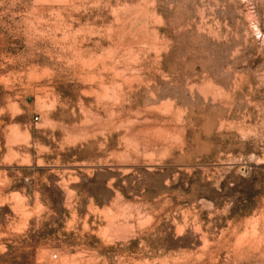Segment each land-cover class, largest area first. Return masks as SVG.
<instances>
[{
    "label": "rangeland",
    "instance_id": "obj_1",
    "mask_svg": "<svg viewBox=\"0 0 264 264\" xmlns=\"http://www.w3.org/2000/svg\"><path fill=\"white\" fill-rule=\"evenodd\" d=\"M0 264H264V0H0Z\"/></svg>",
    "mask_w": 264,
    "mask_h": 264
},
{
    "label": "built area",
    "instance_id": "obj_2",
    "mask_svg": "<svg viewBox=\"0 0 264 264\" xmlns=\"http://www.w3.org/2000/svg\"><path fill=\"white\" fill-rule=\"evenodd\" d=\"M57 256H54V259H56Z\"/></svg>",
    "mask_w": 264,
    "mask_h": 264
}]
</instances>
